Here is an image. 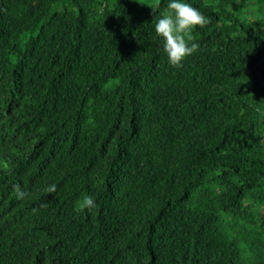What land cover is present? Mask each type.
Here are the masks:
<instances>
[{
    "label": "trees",
    "instance_id": "1",
    "mask_svg": "<svg viewBox=\"0 0 264 264\" xmlns=\"http://www.w3.org/2000/svg\"><path fill=\"white\" fill-rule=\"evenodd\" d=\"M170 2L0 0V264H264V0Z\"/></svg>",
    "mask_w": 264,
    "mask_h": 264
},
{
    "label": "clouds",
    "instance_id": "2",
    "mask_svg": "<svg viewBox=\"0 0 264 264\" xmlns=\"http://www.w3.org/2000/svg\"><path fill=\"white\" fill-rule=\"evenodd\" d=\"M209 23L208 17L182 0H171L167 10L162 12L159 18L154 19L156 35L162 38L163 51L172 66L181 67L185 58L199 50L200 45L194 42L192 32L197 26L204 28ZM13 191L17 199H24L27 195L19 184L14 186ZM44 191L48 194L55 193L57 185L47 186ZM78 207L81 211H91L97 205L92 196L85 195Z\"/></svg>",
    "mask_w": 264,
    "mask_h": 264
}]
</instances>
